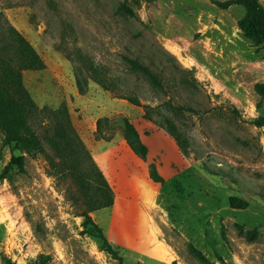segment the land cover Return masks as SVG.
Listing matches in <instances>:
<instances>
[{
  "label": "rangeland",
  "instance_id": "374dc122",
  "mask_svg": "<svg viewBox=\"0 0 264 264\" xmlns=\"http://www.w3.org/2000/svg\"><path fill=\"white\" fill-rule=\"evenodd\" d=\"M226 1L0 0V12L45 63L24 72L37 105L32 126L54 157L49 139L68 114L117 196L111 209L91 216L125 264H264V127L250 123L264 116L255 91L264 83V43L255 45L240 27L242 6L217 3ZM77 51L112 90L80 70ZM129 59L148 66L161 86L134 72ZM123 118L165 179L159 198L144 188L145 175H130L116 160L128 144ZM11 157L0 134V264L43 256L46 264H118L85 224L72 178L53 174L45 155L6 169ZM231 196L249 206L232 209Z\"/></svg>",
  "mask_w": 264,
  "mask_h": 264
},
{
  "label": "trees",
  "instance_id": "16d2710c",
  "mask_svg": "<svg viewBox=\"0 0 264 264\" xmlns=\"http://www.w3.org/2000/svg\"><path fill=\"white\" fill-rule=\"evenodd\" d=\"M223 8L232 5H240L245 9V14L240 21V27L245 35L255 45L264 43V6L259 0H229L217 2ZM75 61L80 70L86 72L95 82L107 91L112 90V83L104 75L102 70L85 54L80 51L75 53ZM130 68L148 78L153 85L161 86L159 79L145 64L135 59H129ZM45 68V63L34 45L21 33L6 17L0 12V134L3 145L9 147L12 152L11 160L6 167L23 168L26 156L35 158L45 155L51 164V171L55 175H66L78 187L80 199L84 205L81 216L85 218V224L90 225L91 235L101 240V249L118 261V264H125L123 256L112 245L106 236L103 228L96 223L91 216L92 212L109 209L115 204V194L108 180L101 169L94 161L91 153L79 138L72 126L68 114H64L65 125L60 127L59 134L49 139L50 146L55 156L49 155L40 136L34 130L31 119L37 111V105L32 98L24 82L25 71H37ZM78 86L84 91L81 81L78 79ZM255 91L264 97V83H257ZM127 100L134 105H140L137 97H127ZM125 139L128 145L140 158L147 160L148 148L142 142V138L131 120L123 118ZM250 123L257 127H264V116L250 120ZM100 126V125H99ZM99 132V130H98ZM175 135V140L182 150V141ZM18 152L19 154H16ZM56 158L59 161L56 162ZM209 173H212L211 171ZM151 178L157 183H163L164 177L158 172L157 167L150 164ZM228 204L232 209H245L248 202L231 196ZM249 237L253 240L257 230L251 232ZM226 241L225 232H222ZM191 250L200 259L207 261L200 251L193 246ZM48 256L37 260L33 264H46ZM172 264H178L177 261Z\"/></svg>",
  "mask_w": 264,
  "mask_h": 264
},
{
  "label": "crops",
  "instance_id": "0c3cea01",
  "mask_svg": "<svg viewBox=\"0 0 264 264\" xmlns=\"http://www.w3.org/2000/svg\"><path fill=\"white\" fill-rule=\"evenodd\" d=\"M124 147H125V158L124 159H116V160L120 162V164L122 165L123 168H125L126 171L130 172V175H132V176L135 175V177L137 175H142V176L145 175L146 179L143 180L144 188L148 190L150 197L153 194V196L155 195V197L159 198L163 194L162 187L164 186L163 185L164 182L163 183H157L153 179H151L149 176L150 164H148L146 162V160L137 156L128 144H126V146H124ZM188 169L190 170L191 166H188L187 168H185V169L183 168V170H180L181 172H179L178 176L179 175L181 176V173L185 172ZM190 179L192 180L193 177ZM188 187L190 188L191 185L189 184ZM116 197H115V199L117 200ZM115 203H116V201H115ZM111 208H109V209H111ZM103 210H107V209H103ZM100 211H102V210H100Z\"/></svg>",
  "mask_w": 264,
  "mask_h": 264
}]
</instances>
